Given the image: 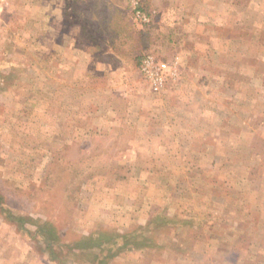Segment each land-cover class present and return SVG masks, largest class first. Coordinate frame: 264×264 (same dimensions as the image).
Listing matches in <instances>:
<instances>
[{
	"label": "rangeland",
	"instance_id": "1",
	"mask_svg": "<svg viewBox=\"0 0 264 264\" xmlns=\"http://www.w3.org/2000/svg\"><path fill=\"white\" fill-rule=\"evenodd\" d=\"M68 6L0 0V264H264V0Z\"/></svg>",
	"mask_w": 264,
	"mask_h": 264
},
{
	"label": "crops",
	"instance_id": "2",
	"mask_svg": "<svg viewBox=\"0 0 264 264\" xmlns=\"http://www.w3.org/2000/svg\"><path fill=\"white\" fill-rule=\"evenodd\" d=\"M57 1L58 2H62V0H57ZM68 1H69V6H68L67 17H68L69 20H71V22L73 20V22H72L73 24H77L76 21L74 20V19H76L75 17H78L77 10L75 9L76 0H68ZM72 3H74V6H73ZM71 22L69 24L70 26H72Z\"/></svg>",
	"mask_w": 264,
	"mask_h": 264
},
{
	"label": "built area",
	"instance_id": "3",
	"mask_svg": "<svg viewBox=\"0 0 264 264\" xmlns=\"http://www.w3.org/2000/svg\"><path fill=\"white\" fill-rule=\"evenodd\" d=\"M148 64V63H147ZM166 66V64L165 63H161V64H159V66H158V68H157V73H158V70L160 69L159 67H161V68H164ZM148 67L145 65L144 66V69H147ZM156 75V74H155ZM157 78H158V76H155V78H154V80H157Z\"/></svg>",
	"mask_w": 264,
	"mask_h": 264
}]
</instances>
